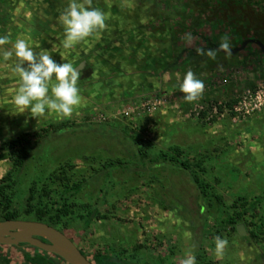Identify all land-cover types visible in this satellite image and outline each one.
I'll use <instances>...</instances> for the list:
<instances>
[{
	"label": "rangeland",
	"instance_id": "374dc122",
	"mask_svg": "<svg viewBox=\"0 0 264 264\" xmlns=\"http://www.w3.org/2000/svg\"><path fill=\"white\" fill-rule=\"evenodd\" d=\"M68 2L0 0V36L10 35L13 43L24 39L57 63L82 65L77 82L82 102L71 117L46 110L35 119L27 112L15 114L11 101L19 77L14 60L0 57V147L21 132L31 134L33 145L18 174L16 203L32 181L49 185L55 196L61 193L48 177L70 161L72 180L84 181L75 200L104 216L85 227L76 216L81 208L75 210L65 233L85 253L100 249L132 264H180L189 253L199 255L196 264H264V202L257 204L255 217L247 214L235 229L224 227L216 235L238 196L252 201L264 195V102L246 114L234 110L246 91L253 99L255 92L264 93V53L256 44L230 58L220 51L215 60L195 51L216 49L224 34L232 48L246 38L264 43V0H252L262 20L238 25L236 33L217 18L223 16L221 0H93L108 17L107 27L64 49L58 17ZM185 33L194 37L191 44L182 39ZM3 47L10 49L11 43ZM188 70L205 84L202 97L191 103L183 99L176 78ZM57 124L65 127L55 133ZM146 144L151 147L145 149ZM172 144L181 146L179 158L211 191L222 195L221 203L200 199L189 174L158 157ZM8 154L0 150V178L11 167ZM117 159L122 163L107 165ZM199 160L203 172L195 166ZM217 236L228 242L223 257L215 253ZM5 251L13 255L10 264L23 263L19 253Z\"/></svg>",
	"mask_w": 264,
	"mask_h": 264
},
{
	"label": "trees",
	"instance_id": "16d2710c",
	"mask_svg": "<svg viewBox=\"0 0 264 264\" xmlns=\"http://www.w3.org/2000/svg\"><path fill=\"white\" fill-rule=\"evenodd\" d=\"M219 3L221 5L218 11L223 13V16L217 18H220L221 21L225 23V26L232 27L235 33L237 32L238 25H245L248 27L262 20V17H260L262 12L254 8L252 0H221ZM216 15H218L217 12ZM258 29L259 28H257L256 31ZM234 102H236L235 99L227 102V105L232 107ZM61 126L62 124H57L54 130L55 133L64 129L65 126ZM3 144L4 146L2 148L0 147V150H9L8 156L11 167L6 174L0 178V221L6 219L37 220L54 226L65 233L67 229L71 228L72 216L77 208H81L82 212L79 211L80 213L76 216L80 217L85 227H88L95 218L99 219L104 217L95 207L91 208L90 204H79L75 200V195L81 190L84 181L72 180L71 175L68 173L75 165L70 161L60 164L59 167L51 171L48 177L50 181L57 182L63 188L61 193L55 196L57 193L56 190L49 187V185H39L38 181H32L27 188L25 197L20 204H17L15 200V189L18 185V174L32 155L33 145L31 134L29 132H21L8 141H5ZM150 147V144L145 145V149ZM137 151L141 155L140 157L143 158L147 156L143 148H139ZM134 152L135 150H133L132 154H134ZM182 153L183 149L180 145L172 144L167 151L160 152L158 157L186 171L196 185L200 199L210 201V199L213 198L217 203H221L222 195L216 191H211L212 187L210 184L201 179L198 172L193 170L189 163L179 158ZM150 161L152 163L158 162V159L155 158ZM115 163L121 164L122 162L120 159H117L108 162L107 165L111 166ZM195 166L202 172L205 171L201 160L197 161ZM261 202H264V195L257 196L252 201L247 200L241 195L238 196V198L227 207L225 211L226 217L221 221L222 224L216 226V235H219L221 229L224 227H230L232 230L235 229V225L238 222L246 220L247 214L255 217L253 211L256 209L257 204ZM250 223L253 224L254 222L251 221ZM249 233L254 238L258 237V234L254 230L250 229ZM73 238L70 239L75 243L76 238ZM75 244L77 245V241ZM17 247L19 246L0 245V262L3 264H10L13 255L5 251L6 248H9L11 251L13 249L12 252L14 254L19 253L21 262H23L20 264H59V262L67 264L59 256L43 251L37 247L29 246L27 249L19 251L16 250ZM79 249L93 264H132L127 260L112 256L100 249L90 254L85 253L81 248ZM195 258L198 260L199 255H196ZM208 264H212V262L209 261Z\"/></svg>",
	"mask_w": 264,
	"mask_h": 264
},
{
	"label": "clouds",
	"instance_id": "9594fccd",
	"mask_svg": "<svg viewBox=\"0 0 264 264\" xmlns=\"http://www.w3.org/2000/svg\"><path fill=\"white\" fill-rule=\"evenodd\" d=\"M92 3L93 0H69L67 7L59 14V23L64 30V39L61 41L64 49H72L107 27L108 17L101 9L93 7ZM182 39L191 44L194 37L191 33H185ZM10 43V49L3 47ZM195 51L198 55L207 56L212 60L216 59L220 51L225 53L226 58H230L232 45L229 36L224 34L218 48L197 47ZM0 57L5 62L14 60L12 70L19 77L18 88L11 101L17 110L15 114L27 112L37 119L44 116L47 110L62 118H70L74 107L81 104L82 98L77 87L81 67H74L72 63L67 62L57 63L47 51L35 52L24 39H17L13 43L8 34L0 36ZM218 68L222 70L221 65H218ZM176 78L185 102L191 103L202 97L205 84L192 70L186 71L182 79L179 74ZM227 243V240L215 237L217 257H223ZM180 264H196V258L189 253Z\"/></svg>",
	"mask_w": 264,
	"mask_h": 264
},
{
	"label": "water",
	"instance_id": "95a60500",
	"mask_svg": "<svg viewBox=\"0 0 264 264\" xmlns=\"http://www.w3.org/2000/svg\"><path fill=\"white\" fill-rule=\"evenodd\" d=\"M248 44H256L264 53V43L256 38L243 40L240 46L232 48V53L243 50ZM76 67L82 68V65L79 64ZM19 243H27L43 251L53 253L67 264H93L64 232L54 226L37 220H1L0 245H17Z\"/></svg>",
	"mask_w": 264,
	"mask_h": 264
},
{
	"label": "built area",
	"instance_id": "2783aa9c",
	"mask_svg": "<svg viewBox=\"0 0 264 264\" xmlns=\"http://www.w3.org/2000/svg\"><path fill=\"white\" fill-rule=\"evenodd\" d=\"M253 95L254 94L249 90L245 92V95L234 106V110L236 111V113H249L250 109L257 107L264 102V93L262 91L255 92L254 99L252 98ZM250 99H253V105H251V103L248 101Z\"/></svg>",
	"mask_w": 264,
	"mask_h": 264
},
{
	"label": "flooded vegetation",
	"instance_id": "af4514ba",
	"mask_svg": "<svg viewBox=\"0 0 264 264\" xmlns=\"http://www.w3.org/2000/svg\"><path fill=\"white\" fill-rule=\"evenodd\" d=\"M42 240H43V238H42ZM45 241V240H44ZM21 244V245H20ZM22 244H24V245H22ZM15 246H31V245H29V244H27V243H19V244H17V245H15Z\"/></svg>",
	"mask_w": 264,
	"mask_h": 264
}]
</instances>
